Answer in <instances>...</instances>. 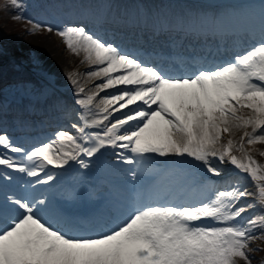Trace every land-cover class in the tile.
<instances>
[{"label": "rangeland", "instance_id": "rangeland-1", "mask_svg": "<svg viewBox=\"0 0 264 264\" xmlns=\"http://www.w3.org/2000/svg\"><path fill=\"white\" fill-rule=\"evenodd\" d=\"M2 1V3H1ZM41 1V0H40ZM66 2H68V0H65ZM73 2H75V0H72ZM95 2L96 0H90ZM39 2V1H38ZM101 0H97V3H100ZM3 4V6H2ZM21 2L20 0H0V26H6V24H10L13 23L11 26H16V28L18 27L19 31H21L23 36V40L22 42H15L13 43V48L20 52L22 57L27 56H32L33 62L36 63L37 62V66H40L41 70H45L48 73H53L54 75H58V81L57 82H61V83H67V80H65L64 77H60L59 75L62 72H65L62 67L65 65V63L60 65L59 59L60 60H64L65 62L67 61H76L79 63H82L83 66L85 68H88V71H86L83 76L78 75L76 77L77 80V84L78 87H81V89L83 88V86H87L90 87L91 91H95V90H100V89H104V87L110 85V83H103L102 81H104L105 76L103 75L104 71H107L109 74H111L110 76L112 78H117L118 75H116V70H104L103 71V67H105V63L102 62L101 60H93L91 59L89 56H81V57H71L70 58V54L72 53V51H76V43H78L80 41L79 38V33L81 32H73L71 31V34L69 32L65 31V24L62 26H58V24H60L59 22H53L51 19H56L57 21H60V19L62 18V15L64 16V14H57L54 15L55 11H53L52 9H44L41 6V12H37V14L35 15V9H33L32 11V15L30 16V21H22L23 18L22 16H20L19 14H17L16 9L20 10V5ZM15 8V9H13ZM14 10V18L13 15H11V10ZM23 22V23H21ZM53 23V25H52ZM70 29V28H69ZM58 35V36H57ZM53 36H55L54 39ZM19 37V36H18ZM17 37V38H18ZM76 42V43H75ZM29 49V52H27ZM0 56H5V52L3 51V47H1L0 45ZM27 59V58H26ZM73 63V62H72ZM71 63V64H72ZM104 63V65H102ZM16 67L17 69H14L13 72H15V74H22V76L25 74L26 76L24 77V80L22 79V77L16 79L17 81H15L13 85H9L10 81L7 80L6 82H4L3 86L1 87V93L4 92H8L10 94L15 93L18 94L19 92L24 91L27 88H31V82H29V78L27 77V74H31L30 76L33 78V82H35L36 78L38 77V73H36V71H29L27 68V63H18L16 62ZM90 65V67H88L87 65ZM60 65V68H58ZM34 64H30L29 67H33ZM56 66V67H55ZM62 66V67H61ZM71 67V66H70ZM73 69L75 70H79V67L75 66L74 67V63L72 64ZM102 68V70L100 72H97L95 70ZM113 68V67H112ZM72 69V68H70ZM115 69V68H113ZM95 72V73H94ZM105 72V73H107ZM67 73V71L65 72ZM70 75L72 74L71 72L69 73ZM115 74V75H114ZM27 77V78H26ZM97 78H100L101 80H97ZM94 82H92L93 80H95ZM90 80V81H89ZM113 80V79H112ZM114 81V80H113ZM92 82V83H91ZM91 83V84H90ZM112 84V82H111ZM113 85V84H112ZM109 88V87H107ZM89 91V90H88ZM83 92V94H81L80 96H82L83 98L81 100H83L82 102H90L91 104H94L95 100L90 98V100H88V95L86 93H84V91L82 90L81 93ZM105 92V91H104ZM102 92H100V94H102ZM109 98V97H107ZM1 100H3V97H0ZM81 102V103H82ZM10 103V102H9ZM8 103V104H9ZM79 103V102H78ZM85 107H87V104L85 105ZM217 112L219 114H217V116L219 115H224L227 117V108H224L223 105H219L216 106ZM223 112V113H222ZM84 117L89 119L88 113L86 111H84L83 113ZM240 121V120H239ZM210 125H215L213 128V132L217 133L219 135L214 134L215 137V142L218 143L220 141L221 135L224 133V131L222 130V127L219 125H216L215 123H209ZM228 127L230 125H227ZM224 127V126H223ZM231 128V127H230ZM139 132V131H138ZM95 137H98L97 135H94ZM228 143L231 146V150L232 151H236L239 152L241 155L245 154L247 155V159L249 158L251 163H256L260 160V158H262V155L256 157L252 154L247 153L246 151L244 152V147H243V143H238L236 141H234L232 138H228ZM225 142H223L220 146V144L217 145L220 146L219 150H221L222 148H224ZM195 151H199L195 146H189L185 152V157H187L188 155H193L194 157H199V154H197ZM218 151V150H217ZM203 153V152H202ZM258 153V152H257ZM76 158V157H75ZM249 162V161H248ZM82 170L86 169L85 166L80 167ZM238 187L239 188H244L246 187V184L243 181H238ZM250 191V190H249ZM241 195H243L244 198H247L248 195L246 193V190H241L240 191ZM252 197H254V194L251 193ZM236 200L235 202H233L234 204H237ZM255 202H258L262 208V211L260 213L257 212H253L251 213V211L254 208H249L246 209L245 212H243L242 214L238 212V210H236V212L233 213L231 222V232H229L227 235H219L216 236L213 240V238H210V244L207 241V251H204V249L201 252V260L196 259L194 261L193 264H251V261H247L245 262L246 258L244 260H242L241 262H236L234 260H232L229 256H228V248L230 247V245H235V249H242L241 252H245L246 247L245 245L248 244V240L250 239H254L256 242V247L258 246H262L264 248V223L259 222L260 219L263 218L264 220V202L263 204H261L257 199H254ZM249 202V201H248ZM253 203V202H252ZM256 204V203H255ZM234 208H236V206L234 205ZM259 220V221H258ZM174 222H176L174 220ZM255 224V226H258L257 230H260L258 232H253L251 230H253V223ZM210 228V227H209ZM235 228V230H234ZM212 229L208 230L205 229L204 232H202L203 237L206 236V234H209L211 236L212 234ZM210 231V232H209ZM236 234L234 235V237L232 238H228V236H231V234L233 233ZM175 237L174 239H169L167 242L162 241V243H156V242H152V244L154 245H158L162 246L165 248L164 253L161 251H158L157 249H153L154 251H158L157 253L153 252V254L151 255V251L148 252H144L142 249L139 251L138 253V258L139 261L137 262V260L126 256L125 258L121 259V262H119L118 264H182L181 262H179L177 260L178 255H181V249H186L188 247L187 243L185 242V240L190 244L191 242L189 241L188 238H186V235H184L183 233H180L179 231L175 232ZM181 238H177L176 236H179ZM142 237V236H141ZM141 237H138V239H140ZM237 240L241 243V245L234 243L233 241ZM201 240L203 238H200ZM172 241V242H169ZM183 241V243H182ZM173 243V244H172ZM180 244H182V246H180ZM191 245V244H190ZM176 248H179L176 249ZM251 248H248L246 253L250 250ZM211 250H213V252H211ZM179 251V252H178ZM227 251V252H226ZM196 252V251H195ZM204 252V253H203ZM208 252V253H207ZM259 249L256 251V253H259ZM200 253V252H198ZM252 253V252H251ZM208 254L210 255L209 257L205 258L206 255ZM190 254H188L189 256ZM170 259V261H169ZM184 258H181V260L183 261ZM198 262V263H197ZM37 264H59L57 262L53 263L52 261L50 263L41 260L39 262H36ZM35 264V263H34ZM77 264H83L80 260H77Z\"/></svg>", "mask_w": 264, "mask_h": 264}, {"label": "bare ground", "instance_id": "bare-ground-1", "mask_svg": "<svg viewBox=\"0 0 264 264\" xmlns=\"http://www.w3.org/2000/svg\"><path fill=\"white\" fill-rule=\"evenodd\" d=\"M70 30L73 32L74 31L78 32V30H76V29L70 28ZM53 38L56 39L55 36H53ZM79 38H80V41L78 43L75 42L77 44L76 45L77 50L72 51V53L70 54V58L76 57V56L79 58L83 55V56H89L93 60H101L102 59L101 63L102 62L105 63V67H103V71L104 70H111V68H112L111 63L113 61L114 54L113 53L110 54V52L106 49V47L97 45L93 39L89 38L83 32L79 33ZM108 55H110L111 58L106 63V57ZM77 57H76V59H77ZM121 59H122L121 57L117 58L118 61H120ZM120 66H122V65L120 64ZM101 70H102V68H100V69L98 68L95 71L97 73V72H100ZM228 73H230L231 75L236 74V77L238 74V72L236 73V71H234V70H232L231 72H228ZM130 76L131 75H129L128 77H130ZM120 77L123 78V74H121ZM193 82L196 83L194 86L196 89L203 87L205 90H207L208 92H210L214 96L222 95L228 89H236V90L240 89V85H241L240 81L229 80L226 76L223 78L222 81H220V79L218 77H213L212 73L207 74L206 77H204L202 79H194L192 81V83ZM107 87H109V88H107ZM182 87H184V86H182V85H178L176 87L171 86V90L172 89H173V91L179 90ZM88 89L90 90V87H88ZM107 90L108 91H114L115 85L110 84V85L104 87L103 93H105ZM249 92H253V90H250ZM105 95H104V97L107 100L108 99L107 97H109V96L108 95L105 96ZM113 96L115 98L118 96V94H113ZM119 97H121V98L124 97V94L119 95ZM117 99L118 98H116L115 100H117ZM170 102H171V104L174 103V101H170ZM175 111H176L175 112L176 113L175 120L178 123H180V124L188 123V132H189V136H190L189 139H193L194 143L201 144V143L206 142L207 140L211 139V138L207 137L206 129L203 126L204 123L207 122V119L210 116L209 111L206 110L204 104H202L200 102L193 103L191 101H184V102L175 101ZM168 123H170V122H168L166 119H162L160 117L158 119L151 118L150 120H148L145 123V125L143 126V128H141V130L139 129V132L143 131V133L142 134L138 133L136 137L147 135L150 138H152L153 141H156V142L162 141L164 138V135L169 134L171 132L172 127H168ZM117 127L120 129H124L125 125L120 123L117 125ZM136 133L137 132H135V134ZM141 138L142 137H139V139H141ZM142 140L143 139H141L139 142H141ZM65 146H67L66 141L63 139H60V138H54L52 141H50L46 145V148L49 150L50 153L53 151V153H52V156H53L52 164L44 163L34 154L30 158V161H29L30 167L32 168L31 175H28L27 171L24 169H17V168H13V166H9V168L12 171L19 173L21 176H25L29 182H32L31 179L35 175L41 177V178H39L41 180L44 176V172L48 171V173H50L47 179L41 180L40 182H36V183L29 186V190L32 189L31 193H30V199H33L34 195L36 193L40 192V189L38 187H35L37 185H39L41 188L44 187L43 191L51 188L52 191H54V192H58L59 190L62 193L65 192V187L62 186L63 184L59 183V180L65 176V174L68 172L69 169L71 170L75 167L77 170L76 163L67 158L66 153H65V150H66ZM0 147H2V146H0ZM3 149H4V147L0 148V152H2ZM77 153L80 154V157H81V155H83V153H81L80 151H78ZM49 155L50 154H48V156ZM5 161H6V159L2 160V158L0 157V162L2 164H6ZM115 168H116V178H117V180L120 181L121 185H122V182L127 177H129V176L131 178L134 177V174L132 172H130V169L118 170L117 169L118 167H115ZM105 169H108L107 165H106ZM109 172H111V167H110ZM104 173L106 174L105 170H103V174ZM92 176L93 177L95 176V172L94 173L92 172ZM64 180H65V178L63 179V182H64ZM26 181H24L25 184H26ZM138 184H139L140 188H144L142 180H139ZM121 192H122L121 186L118 183H116L115 184V192L113 191L111 193L119 195V194H121ZM169 199L171 201H174L175 204H177L180 201L178 199H175L174 193L170 194ZM41 203L47 204V208H51L53 210V212L48 213L47 215L40 214V219L41 220L42 219L49 220V217H51V221L53 219H55V215L59 211L48 200L38 201L37 203H34L33 205H31V210L32 209L33 210L34 209L40 210L39 204H41ZM67 205H69V204H67ZM186 207H188V206L185 205V208ZM164 210H165V208H164ZM206 210H207V208L204 207L203 205L196 204L194 208L189 209V212L192 215L194 213L196 216H200V215L204 214L206 212ZM34 219L32 216H29V215H27L23 219V222H25V224L27 226L32 227V229L36 232V235H34V233H32L30 231L29 236L26 235V237H24V239L21 243V246L19 248V252L21 254H26L29 251V248L34 245L36 247V250L37 249L40 250L41 255L45 256L46 259H50V258H54L56 255L61 254V247H62V249H65L67 253L70 254L71 250L73 248V245H78L79 250L82 249L84 251V259H86V261H89V264H99L103 261L108 249L111 248L110 245L107 243V241L109 240V239H107L108 237H98V238L89 239L86 241H80L78 243L64 238L63 240H64V243L66 241V244L61 246L60 245L61 240L58 241L49 232H46V231L42 232L40 230L42 225L39 224ZM144 221L145 220L138 221L134 225V227L139 225V224H143ZM203 223H204V225H203V228H200L201 230L206 228V224L208 222L204 221ZM153 227H154L155 231L157 232V234L162 233L166 228H169V227H166V223H164V222H159L158 224L154 225ZM149 229H151V227L146 225L145 230H149ZM133 232H135V231L133 230ZM25 233L26 232H24V234ZM199 234L200 233H196L195 230L191 229L188 236L191 240V238H193V239L197 238V236ZM162 238H164L163 234H162ZM114 250L115 249H113L112 251H114ZM115 255L118 256L119 251H116Z\"/></svg>", "mask_w": 264, "mask_h": 264}]
</instances>
